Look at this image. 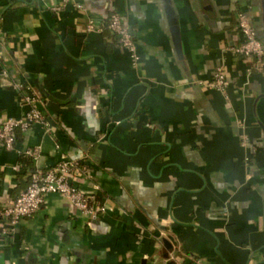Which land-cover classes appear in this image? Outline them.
I'll return each instance as SVG.
<instances>
[{
	"label": "crops",
	"instance_id": "1",
	"mask_svg": "<svg viewBox=\"0 0 264 264\" xmlns=\"http://www.w3.org/2000/svg\"><path fill=\"white\" fill-rule=\"evenodd\" d=\"M77 1L0 0V124L29 109L18 81L51 125L0 144V207L70 159L107 210L48 194L0 238V264H264V57L231 50L240 10L264 42L263 0H170L177 39L167 0ZM113 13L137 67L106 28ZM218 67L226 88L202 87Z\"/></svg>",
	"mask_w": 264,
	"mask_h": 264
},
{
	"label": "built area",
	"instance_id": "2",
	"mask_svg": "<svg viewBox=\"0 0 264 264\" xmlns=\"http://www.w3.org/2000/svg\"><path fill=\"white\" fill-rule=\"evenodd\" d=\"M73 0H63V3ZM76 7L83 8V4L74 0ZM236 28L240 38L231 46V50L246 58L261 61L264 57V42L259 38L257 29L253 25L251 18L244 11L237 12ZM106 28L113 33L119 46L127 50L130 54L133 66L138 65L137 42L131 27L125 23L122 17L113 13L108 18ZM95 29L94 22L90 21L88 30ZM2 53L0 51V59ZM6 74V72H4ZM202 87H214L224 90L227 85V76L222 67H218L209 82H201ZM14 88L19 90L22 101L29 106L26 114L22 118H11L0 124V144L7 150L15 147L17 140V130L28 131L36 124L45 126L50 130L51 125L43 109L37 106V96L28 93L27 87L22 82L13 83ZM40 153L39 147L28 149L24 155L36 159ZM17 169V166L14 167ZM77 176H84L88 179L94 177L91 167L85 162L70 159L62 160L56 165L47 169H35L30 174V184L20 192L18 196L9 200L0 207V238L9 239L13 235L17 226L36 212H38L45 202L48 194L56 193L68 197L73 204L84 213L92 216L98 212H105L107 207L104 204L93 206L96 196L85 192L73 179Z\"/></svg>",
	"mask_w": 264,
	"mask_h": 264
},
{
	"label": "water",
	"instance_id": "3",
	"mask_svg": "<svg viewBox=\"0 0 264 264\" xmlns=\"http://www.w3.org/2000/svg\"><path fill=\"white\" fill-rule=\"evenodd\" d=\"M167 1H169V6L167 7V10H168V12L170 13V11H171V13H172V16H173V18H174V24H175V27H173V33H174V35H175V39H177V33H178V24H177V21H176V18L174 17V16H176L175 15V11L173 10V8H171V4H170V0H167ZM262 7H263V11H264V0H263V4H262Z\"/></svg>",
	"mask_w": 264,
	"mask_h": 264
},
{
	"label": "trees",
	"instance_id": "4",
	"mask_svg": "<svg viewBox=\"0 0 264 264\" xmlns=\"http://www.w3.org/2000/svg\"><path fill=\"white\" fill-rule=\"evenodd\" d=\"M28 93L32 94L29 90L25 89ZM30 184V183H29ZM28 187V186H27Z\"/></svg>",
	"mask_w": 264,
	"mask_h": 264
}]
</instances>
